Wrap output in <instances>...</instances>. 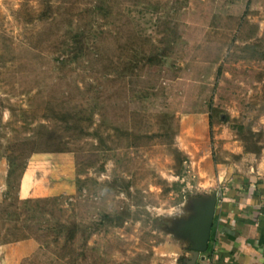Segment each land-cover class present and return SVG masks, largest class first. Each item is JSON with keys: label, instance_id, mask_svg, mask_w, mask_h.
<instances>
[{"label": "rangeland", "instance_id": "obj_1", "mask_svg": "<svg viewBox=\"0 0 264 264\" xmlns=\"http://www.w3.org/2000/svg\"><path fill=\"white\" fill-rule=\"evenodd\" d=\"M227 169L264 178V0H0V264H187Z\"/></svg>", "mask_w": 264, "mask_h": 264}, {"label": "crops", "instance_id": "obj_2", "mask_svg": "<svg viewBox=\"0 0 264 264\" xmlns=\"http://www.w3.org/2000/svg\"><path fill=\"white\" fill-rule=\"evenodd\" d=\"M61 157L66 156L38 153L30 157L19 180V196L26 198L40 193L39 183L46 181V176L36 166L37 162L47 160L50 164L52 158ZM49 170L46 168L45 173L49 174ZM229 170L223 175L227 174L231 183L217 197L208 247L195 264H264V178L242 174L236 177ZM55 188L52 186L48 191L54 192ZM30 246V241H18L0 245V250L6 261H15L17 253L23 255Z\"/></svg>", "mask_w": 264, "mask_h": 264}, {"label": "water", "instance_id": "obj_3", "mask_svg": "<svg viewBox=\"0 0 264 264\" xmlns=\"http://www.w3.org/2000/svg\"><path fill=\"white\" fill-rule=\"evenodd\" d=\"M216 199H208L202 207L197 210V215L192 217L187 223L193 242V254L187 264H195L200 253L205 252L211 235Z\"/></svg>", "mask_w": 264, "mask_h": 264}, {"label": "trees", "instance_id": "obj_4", "mask_svg": "<svg viewBox=\"0 0 264 264\" xmlns=\"http://www.w3.org/2000/svg\"><path fill=\"white\" fill-rule=\"evenodd\" d=\"M24 169H23V171H24ZM23 171L21 172V174L23 173ZM20 177H21V175H20ZM5 212H7V211H5ZM10 216H11V214L6 213V216L5 217L8 218V219H10V221H11L12 219L10 218ZM1 217L4 218L3 216H1ZM5 242H10V241H5Z\"/></svg>", "mask_w": 264, "mask_h": 264}]
</instances>
